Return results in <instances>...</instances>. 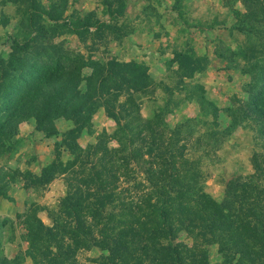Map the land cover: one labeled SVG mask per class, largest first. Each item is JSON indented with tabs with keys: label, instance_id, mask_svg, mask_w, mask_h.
<instances>
[{
	"label": "rangeland",
	"instance_id": "rangeland-1",
	"mask_svg": "<svg viewBox=\"0 0 264 264\" xmlns=\"http://www.w3.org/2000/svg\"><path fill=\"white\" fill-rule=\"evenodd\" d=\"M34 1L0 0V57L66 55L81 91L134 61L151 84L83 128L18 124L0 150V264H264V142L241 118L263 81L264 0Z\"/></svg>",
	"mask_w": 264,
	"mask_h": 264
},
{
	"label": "trees",
	"instance_id": "trees-1",
	"mask_svg": "<svg viewBox=\"0 0 264 264\" xmlns=\"http://www.w3.org/2000/svg\"><path fill=\"white\" fill-rule=\"evenodd\" d=\"M30 8L37 9L34 0H31ZM124 8L125 3H122L117 14L121 15ZM50 19L54 20V17L50 16ZM69 24L71 30L79 36L81 30L73 27V23ZM42 61L44 60L38 56L35 63L28 64L29 61L21 63L14 51L8 56L0 57L1 151L6 142L10 145L14 142L12 136L16 133L18 124L31 117L37 123L43 124L44 121L50 123L51 120L64 116L73 121L78 128H83L88 125L100 101L105 104L108 97H112L109 99L110 102L118 93L143 90L151 84L145 65L134 61L111 62L106 74L101 68L94 69L86 80V89L81 91L80 66L69 64L73 60L58 53L56 57L50 55L46 61ZM249 70L252 84L257 80L263 81L259 92L256 93L249 91L248 86L250 98L242 108L241 118L251 120L257 125L256 135L264 142V94L260 95L264 89V69L254 67ZM235 116L231 115V118L235 119ZM54 132V128L49 129V133ZM0 194L8 198L5 192ZM154 209L158 210L155 215L160 217L161 210L158 207ZM169 230L172 231V228L169 227ZM161 232L159 229L156 230L158 234ZM169 237L173 238V234L170 233ZM179 260V264H183L184 259Z\"/></svg>",
	"mask_w": 264,
	"mask_h": 264
}]
</instances>
